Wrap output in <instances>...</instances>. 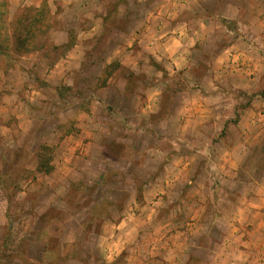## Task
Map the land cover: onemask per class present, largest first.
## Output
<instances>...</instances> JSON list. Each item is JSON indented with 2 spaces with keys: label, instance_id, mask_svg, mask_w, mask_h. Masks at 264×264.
Listing matches in <instances>:
<instances>
[{
  "label": "rangeland",
  "instance_id": "rangeland-1",
  "mask_svg": "<svg viewBox=\"0 0 264 264\" xmlns=\"http://www.w3.org/2000/svg\"><path fill=\"white\" fill-rule=\"evenodd\" d=\"M259 1L247 21L213 23L189 66L132 73L121 58L169 0H0L14 35L0 58V264H111L104 237L143 205L158 208L153 228L165 230L195 214L201 199L215 212L219 189L233 210L236 194L258 185ZM65 61L76 65L61 83L48 81ZM207 257L199 249L180 264Z\"/></svg>",
  "mask_w": 264,
  "mask_h": 264
},
{
  "label": "crops",
  "instance_id": "crops-1",
  "mask_svg": "<svg viewBox=\"0 0 264 264\" xmlns=\"http://www.w3.org/2000/svg\"><path fill=\"white\" fill-rule=\"evenodd\" d=\"M169 2L173 7L169 4L168 8L162 6L153 12L145 22L138 47L121 58V65L127 66V72L129 69L132 73L153 72L158 64L173 69L187 67L213 23L221 24V19L234 15H242L247 21L254 9L253 0ZM260 2L264 5V0ZM185 12L190 15L185 17ZM66 62L57 63L47 80L61 83L65 70L76 65L75 61L72 66ZM231 175L235 179L238 173L233 171ZM260 179L258 185L251 183L244 192L236 194L233 210L224 209V198L229 191L219 189L216 198H211L215 212L207 213V205L201 199L195 214L183 223L174 219L171 227L165 230L153 228L158 220L155 214L158 208L143 205L140 212L119 221L114 235L104 237L102 255L111 264L119 257L123 258V264H180L182 257L205 249L208 251L205 264H264V174ZM149 229L151 231L145 233ZM149 233L151 239H144Z\"/></svg>",
  "mask_w": 264,
  "mask_h": 264
},
{
  "label": "trees",
  "instance_id": "trees-1",
  "mask_svg": "<svg viewBox=\"0 0 264 264\" xmlns=\"http://www.w3.org/2000/svg\"><path fill=\"white\" fill-rule=\"evenodd\" d=\"M1 5V2H0ZM4 12V10H3ZM0 13V58L2 55L6 53V51L3 49V45L7 43V39L9 40L10 37H13L11 33H8L7 31V19L5 17V13ZM28 34V33H27ZM31 35V34H30ZM22 37V34L18 36V38ZM17 42L18 40L15 39Z\"/></svg>",
  "mask_w": 264,
  "mask_h": 264
}]
</instances>
